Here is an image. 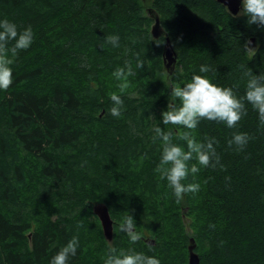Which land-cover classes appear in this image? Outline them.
<instances>
[{"label": "trees", "instance_id": "trees-1", "mask_svg": "<svg viewBox=\"0 0 264 264\" xmlns=\"http://www.w3.org/2000/svg\"><path fill=\"white\" fill-rule=\"evenodd\" d=\"M145 1L0 0V20L34 33L32 45L14 57L12 86L0 91V264H51L73 236L80 248L69 264H104L109 242L92 212L96 204L108 209L117 249L130 247L118 225L131 214L143 236L131 247L161 264H188L191 238L199 264H264L258 113L249 105L234 129L200 123L194 135L216 138L226 171L201 168L190 175L185 183H200L201 190L179 204L155 172L161 146L152 141L159 125L187 150L177 138L185 129L162 124L171 83L183 85L195 73L244 94L239 66L264 72V27L231 15L216 0ZM147 9L158 16L164 36L152 38ZM113 36L119 47L105 43ZM166 38L176 55L169 71ZM251 38L253 58L242 47ZM126 61L135 74L116 118L110 93L120 94V81L112 74ZM201 64L216 75L199 73ZM234 132L252 137L242 152L228 147Z\"/></svg>", "mask_w": 264, "mask_h": 264}, {"label": "clouds", "instance_id": "clouds-1", "mask_svg": "<svg viewBox=\"0 0 264 264\" xmlns=\"http://www.w3.org/2000/svg\"><path fill=\"white\" fill-rule=\"evenodd\" d=\"M237 15L246 16L249 25L264 27V0H242V10ZM33 41L34 33L31 26L19 31L15 23L7 19L0 20V91L6 92L12 86L14 57L19 51L27 50ZM10 43L12 46L9 48ZM105 43L119 47V37H107ZM156 43L160 44L158 41ZM250 44L251 41H247L242 47L243 51L253 58L256 49L250 47ZM143 66V62L137 58L136 67ZM239 67L243 70L242 77L246 78L245 91L241 96L237 95L238 86L223 87L214 83L207 75L195 73L183 85L174 82L170 85L171 102L168 103L167 110L161 113L162 124L173 125L177 130L185 129L182 132L178 131L177 138L186 143L187 150L174 142L172 131H164L159 125L152 128L154 133L152 141L160 142L161 146V156L155 172L159 174L161 180L167 181L177 204L183 201L186 194L195 195L201 190L200 183H185L190 175L194 176L201 168L219 167L220 170L226 171L214 146L218 144L216 138L206 137L203 141H198L194 135L202 121L223 123L228 129H234L247 115L250 105L251 109L258 113L260 127L264 128V72L255 75L247 64H241ZM216 72L217 69L208 64H201L199 67V73L202 74L212 73L215 76ZM134 74L131 61H126L125 67L117 68L113 72L115 79L120 81L118 84L120 94L110 93L113 103L110 109L111 116L116 118L122 116L124 105L122 94L131 87L129 77ZM153 119L156 120L154 117ZM251 139L246 132H234L227 144L229 148L242 152ZM136 226L133 216L128 214L118 227L120 232L126 234L130 247L127 250L117 249L110 242L104 264H161L155 256L135 251L131 247L143 238L142 233L135 230ZM79 248V238L71 237L52 258L51 264H69L70 258L77 256Z\"/></svg>", "mask_w": 264, "mask_h": 264}, {"label": "water", "instance_id": "water-1", "mask_svg": "<svg viewBox=\"0 0 264 264\" xmlns=\"http://www.w3.org/2000/svg\"><path fill=\"white\" fill-rule=\"evenodd\" d=\"M216 2L223 5L226 9H228V12L233 16H236L242 9V0H216ZM147 12H148L147 13L148 16L154 20V23L150 29V34L152 38L157 39L159 37L164 36L165 33L160 26L158 16L154 13L152 9H147ZM249 41H251L250 47L254 48L255 39L251 38ZM175 63H176V55L175 53H173L169 39L166 38L165 49L163 53L164 67L167 71H169L170 69L173 70L175 67ZM92 212L100 222L102 233L105 240L110 243L113 237V222L109 216L107 207L104 204H96L94 205ZM187 250H188V264H199V257L194 252L195 242L192 238L189 239V245L187 247Z\"/></svg>", "mask_w": 264, "mask_h": 264}, {"label": "rangeland", "instance_id": "rangeland-1", "mask_svg": "<svg viewBox=\"0 0 264 264\" xmlns=\"http://www.w3.org/2000/svg\"><path fill=\"white\" fill-rule=\"evenodd\" d=\"M144 1H145V0H144ZM146 1H147V4H149V0H146ZM146 1H145V2H146ZM150 29H151V28H150Z\"/></svg>", "mask_w": 264, "mask_h": 264}]
</instances>
